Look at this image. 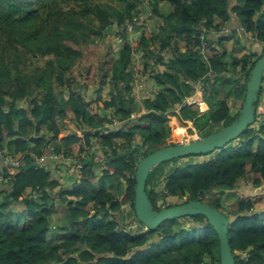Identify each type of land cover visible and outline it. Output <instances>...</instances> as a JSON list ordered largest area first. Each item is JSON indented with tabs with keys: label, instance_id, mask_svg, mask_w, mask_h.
<instances>
[{
	"label": "trees",
	"instance_id": "16d2710c",
	"mask_svg": "<svg viewBox=\"0 0 264 264\" xmlns=\"http://www.w3.org/2000/svg\"><path fill=\"white\" fill-rule=\"evenodd\" d=\"M141 1L0 0V151L11 153L21 163L14 174L5 170L7 182L3 183L7 189H0V264H61L65 260L63 264L220 261L218 235L202 215L179 218L189 223L181 222L179 227H174L177 219L167 220L155 231L140 222L141 228L133 231L128 228L132 225L126 223V217L135 216L137 163L173 144L169 141L173 133L167 123L176 114L173 110L193 94L195 85L202 84L206 91L203 95L208 113L203 114L205 118L189 119L190 107L182 108L181 112L183 120L192 121L200 130L209 127L203 131L206 134L203 137L213 133L215 125L224 128L237 118L240 110L232 112L227 99L241 98L243 103L250 71L264 55V0H243L241 4L238 0H151L153 15L161 19L158 32L146 39L141 28L133 30L140 40V46L135 48L124 31L117 56L106 47L105 55L98 57L97 47H92L94 59L87 61L91 43L104 38L114 22L122 27L126 18L138 13ZM228 25L231 28L226 32ZM234 31L240 33L238 38L233 39ZM231 39L234 47L228 51L224 43ZM244 39H254L258 46L251 52L249 46L245 47L237 56L236 48ZM203 41L208 43L206 58L201 53ZM156 49L164 56L156 53ZM144 50L148 60L156 58L148 73L157 90L139 104L129 97L131 86L126 77L134 76L132 61L136 53L142 54ZM36 57L45 58L44 67L35 68L32 74L21 68L23 60ZM85 65L86 73L73 71ZM239 65L241 69L237 70ZM144 66L147 70L148 63ZM235 73L237 78L233 77ZM82 82L87 87L93 83L100 87L108 84L112 90L111 99L105 101L98 115L91 113L90 101L74 90L73 85ZM219 83L225 87V94H220ZM54 84L61 88L57 93ZM263 101L264 79L257 107ZM137 109L139 117L131 118ZM259 114L256 112V120L260 119ZM117 115L124 122L121 128L101 129L114 123ZM200 119L201 125L197 124ZM66 122H73L75 128H64ZM171 126L179 135L180 126L176 122ZM30 127L35 128L33 134L28 132ZM263 127L258 130L249 127L241 135L243 140L240 136L234 141L236 148L230 149L232 153L223 154L221 149L209 161L170 169L166 172L165 192H155L158 180L155 177L161 164L153 168L146 193L154 208L174 206L166 201L168 197H177L179 191L189 193L187 202H205L204 197L216 185L236 190L248 173L256 186L264 184V138L256 134ZM78 130L84 140L73 134ZM115 138L119 140L117 143H113ZM257 139L260 150L253 147ZM96 144L103 152V160L97 161L94 156L81 159L80 181L71 178L69 186L60 182L63 176L57 177L41 162L40 167L27 169L43 157L48 147H52L54 154L71 158L75 153L81 155L84 146L93 149ZM183 158L164 163H177ZM101 162L105 168L97 174L95 168ZM94 181L98 185L96 192ZM120 183L125 189L121 198H117L109 187L117 188ZM221 198L211 203L227 213L228 238L236 264H264V198H242L230 214L223 210ZM16 203L23 208L15 207ZM56 203L67 206L74 224L65 225L63 232L51 241L49 218ZM26 213L31 222L16 225L14 215ZM196 227L202 230L201 234L194 231ZM95 247L104 251L98 252ZM133 250L135 255L127 258Z\"/></svg>",
	"mask_w": 264,
	"mask_h": 264
},
{
	"label": "rangeland",
	"instance_id": "374dc122",
	"mask_svg": "<svg viewBox=\"0 0 264 264\" xmlns=\"http://www.w3.org/2000/svg\"><path fill=\"white\" fill-rule=\"evenodd\" d=\"M238 2L241 4L243 3V0H238ZM119 6V5H118ZM152 7L153 4L151 2V0H142L141 4L138 6L137 10L138 13L134 14L132 16V18L134 17H142V21L140 23V28L143 30V36L148 39L151 38L154 34L155 31L158 32L160 30V26H161V19L157 18L153 15L152 13ZM68 8V7H67ZM129 21L130 18H126V21ZM125 21V22H126ZM127 21V22H128ZM124 22V23H125ZM123 23V24H124ZM97 24V23H96ZM111 29L110 31L107 30L104 38H98L96 39L93 43H91L90 47V51L89 54L86 56V60L91 61L94 59V55H92V47H97V52H98V57L99 56H104V52L106 51V47L111 48L112 50V55H116L117 56V49L119 47L120 44L123 43L124 38L122 37V34L124 32L123 30V25L122 27H119L115 22L110 26ZM228 30V29H226ZM129 33H127V40L130 41L131 45H133V47H137L138 45L140 46V40L138 39V36L133 34V32L131 31H127ZM235 34V37L238 38V36H240V33H238L237 31H234L233 35ZM253 38V37H251ZM232 40V39H231ZM230 41V40H229ZM245 41V40H244ZM249 44L247 43H242L240 44V46H237V56H240V54H242L243 50L245 47H247V45L249 46V51H253L256 50V46H258V44H256V41H254V39H249ZM208 44V43H207ZM256 44V45H255ZM150 45L153 46V44L150 42ZM234 47V43H224V48L228 51H231ZM88 48L85 49L86 52H88ZM134 48V50H135ZM155 51V48L153 46L152 48ZM95 51V52H96ZM159 50L156 49V53H159L161 56H164V54L161 52H158ZM141 52H138L135 54L134 56V60L132 61V65H131V69L134 71V76H132L131 78L129 76L126 77L127 81L129 82L130 86H131V90L129 91V97L133 98L135 102L141 104V102H143V100H145L148 97H152L154 95V92L157 90V86L155 84V82H153L152 80H149V73L148 71L151 70V67L154 68V64L156 62V58H153V61H150L147 59L146 55H147V50H144V52L142 54H139ZM29 57H31V55H29ZM109 57H111V54L109 55ZM147 62L148 66H147V70L145 69L144 63ZM45 66V58L44 57H36L34 59H31L29 61H25L23 60L22 64H21V68L29 73H34L35 68L37 67H44ZM164 68H161V70ZM241 66L239 65V67L237 68V70H240ZM87 67L82 66V68L79 67H75L74 68V72H80L86 73ZM143 72H145L143 74ZM234 78H237V73L234 74L233 76ZM202 84H197L194 86V92L193 94H195V92L197 91V89L201 92H203V94L206 95V91L203 90V88L201 87ZM220 87H222V91L220 94H225L226 89L223 86V84H220ZM74 90L80 92L86 100L90 101V108H91V113L93 115H98L101 111H103V107L105 104V101L110 100L111 99V92L112 90L110 89V86L108 84L104 85L103 87H100L98 84L93 83L91 84L89 87H87V83L82 82V83H75V85H73ZM61 88L57 87L56 84H54V91L57 93L60 91ZM90 89V90H89ZM202 94V95H203ZM263 98V97H262ZM27 100H30L27 99ZM228 103L229 105L234 109L232 110V112H237L241 109V103L242 100L241 98H234V97H229L228 99ZM205 102V101H204ZM205 107L204 110H201L198 106H192L190 107V109L188 110L189 112V119H192V117H196V118H205L202 117L205 115V113H208V105L205 102ZM7 108V106H6ZM261 110L263 111V113L261 114L258 110V113H260V119L264 118V109L261 106ZM210 111V110H209ZM140 112L138 109L136 111H133V113L131 114V118H137L139 117V113ZM204 114V115H203ZM239 114V113H238ZM207 117V116H206ZM121 116L117 115V117H115L114 123H110L105 125L103 128L101 129H105L108 127H115V128H121L123 125V121L120 119ZM176 122L178 126H180V128L178 129L179 135H177L175 133V131L173 130L171 123ZM199 123V125H201L203 123V120L200 119L199 121H197V124ZM212 120L209 121V125L212 126ZM168 128L170 129V131L173 133V137H171V139L169 140L171 143L173 144H180L183 143L185 141H192L198 138H202L204 134L205 130H207L209 127L208 126H203V128L200 130V128H198L196 125L194 126V123L192 121L189 120H183V116H182V112L180 111V114H175V116H171L168 123H167ZM75 128V125L73 122H66L65 127L66 129H70V128ZM222 127V126H221ZM221 127L219 125H215L214 127V131H217L219 129H221ZM257 127V123H255L253 126H251V128ZM223 128V127H222ZM261 128V127H260ZM264 129V127L262 128ZM29 134H33L35 132V128L34 127H30L28 129ZM76 133L74 134L75 136H77L78 138H81V140L83 139V134L81 133L80 130L75 131ZM107 134V133H106ZM260 137L264 138V130L262 131H257V133ZM182 135L183 138L180 136ZM242 137V136H241ZM240 139V138H239ZM244 137L241 138V140H243ZM95 142V139H93ZM119 140L117 138L113 139V143H117ZM62 143V142H61ZM83 143V142H82ZM6 144V142H5ZM234 141L230 142L227 146H225L224 148L219 149V150H215L214 152L208 153L207 155H202V156H189V157H185L183 159H180L177 163H163L158 167V170H161L157 176L155 178H158L157 181H155L154 184V190L155 192H165V185L166 182L168 180V177L166 175V172H168L170 169L178 167V166H184L186 164L189 163H202L205 161H209L215 157L218 156L220 150L223 151V154H227V152H231L232 150H235V146H234ZM8 147H10V144H7ZM254 149L256 150H260V142L257 139L254 144H253ZM232 149V150H230ZM48 151H49V155H48V159L53 161V164L55 165L54 167V171L56 173H58L59 176L62 177V175H66L65 178H68L69 180L74 179L76 181H80V169L83 165V163L81 162V159L83 160H87L89 158H91L92 156L95 157V159L97 161L99 160H103V152L101 151V148L98 144L95 145V147L93 149H88L87 146H84V152L81 153V155H79V153H75V155H73L71 158L70 157H65L63 154H54L52 147H48ZM11 153H8V155H10ZM52 155H63V159H54L51 156ZM31 156H35L34 153L31 154ZM4 160V157L1 156ZM42 158V157H41ZM36 159V162H41L43 164L44 162V158L43 159ZM57 164H59V167L57 166ZM101 165H97L95 168V171L97 174H99L103 168H105V165L102 164V162L100 163ZM168 164V165H167ZM5 167V161H4V166L1 167L0 169ZM9 169L8 166L5 168ZM50 171L52 172V169H50ZM252 174L248 173L245 175L244 178L241 179V181L239 182L238 188L236 190H232L229 191V189L226 188V186L224 185H216L215 188L206 194L205 198V203L211 204V202L216 201L220 196H222V206H223V210L227 211L228 214H230V212H234V210H236L237 208V203L240 201V199L242 198H248L251 197L252 199H258L259 197H263L264 198V184L260 185V186H256L252 180ZM69 180H62V183H67ZM1 182V181H0ZM69 184L72 183H68L67 185L65 184V186H69ZM95 190L94 192H96V188H98L97 183H95ZM115 186V185H114ZM109 187V189L117 196V198H121L122 193L125 189V185L123 183H120L119 187H117L119 190L117 191L116 187ZM226 192L225 195L219 194V192ZM180 198H186V200H189V196H186L182 193V191H179V195L177 197H168L167 199V203H170L172 205H177L179 203V199ZM20 206V205H18ZM17 206V207H18ZM128 205L123 206V209H125ZM67 207V206H66ZM64 205H60L58 203L55 204L54 206V210L53 213L51 215V217L49 218L50 221V231L48 233V239L49 240H55L58 237V234L61 232H63V228L65 225H69L70 224V217L67 214V208ZM22 208V206H21ZM20 209V207H19ZM224 211V212H225ZM81 214H83L81 212ZM84 215V214H83ZM225 215H227V213L225 212ZM14 221L16 223V225H20V223H24V222H31V219L27 216L26 214H15L14 215ZM109 218V217H108ZM131 220H133V218H127L126 217V223H129ZM187 223V220H182L179 221V218H177L176 221H174V227H179V225ZM28 223V224H29ZM21 224V225H22ZM27 224V223H26ZM73 221L71 222V225H73ZM133 227L135 225H132ZM202 229V228H201ZM197 234H201L202 230H199V227H196L194 230ZM191 233H193V231H191ZM83 248V246H82ZM95 250L100 252V251H104V248L102 247H95ZM240 255V254H239Z\"/></svg>",
	"mask_w": 264,
	"mask_h": 264
},
{
	"label": "water",
	"instance_id": "95a60500",
	"mask_svg": "<svg viewBox=\"0 0 264 264\" xmlns=\"http://www.w3.org/2000/svg\"><path fill=\"white\" fill-rule=\"evenodd\" d=\"M138 29L140 27L136 28V30ZM263 79L264 55L257 60L250 71L242 107L237 118L230 125L202 138L160 148L148 154L137 163L134 199L135 218L148 230L155 231L167 220L195 215L206 217L209 224L215 229L219 240L220 261L215 264H236L228 238L229 219L227 215L208 203L200 200H190L187 202L186 198H180L177 205L156 210L146 193V183L150 172L158 165L174 159L190 155L208 154L222 149L230 142L237 140L249 127L253 126L256 123V103L259 100ZM257 124V129H259L264 124V120L258 121ZM75 133L73 131V134ZM40 166V163L33 162L27 169ZM211 191L212 189L209 192ZM186 196H189L188 192H186ZM71 222L72 219H70V225ZM151 242L149 240L148 244H151Z\"/></svg>",
	"mask_w": 264,
	"mask_h": 264
},
{
	"label": "built area",
	"instance_id": "2783aa9c",
	"mask_svg": "<svg viewBox=\"0 0 264 264\" xmlns=\"http://www.w3.org/2000/svg\"><path fill=\"white\" fill-rule=\"evenodd\" d=\"M127 21L123 24V30L126 33H129L127 31L133 32V30H135L137 27H140L142 17H134V18H131L128 22ZM228 30L225 29L226 32H228ZM206 46H207L206 42L203 41L202 46H201V53L205 58H206ZM262 46L264 47V42H262ZM202 94H203V92H201V90L199 91L197 89L195 94H192L190 96H186L183 99L182 103L175 110H173V112H175L176 114H180V111L182 110V108L192 107V106H198L201 110H204V107L206 105L204 102V95H202ZM0 156H3L4 161H5V167L0 169V181L1 182H7V179L5 177V168L8 166L10 174H14L15 171L20 167L21 163H20V161L14 160V158L11 154L6 155V154H3L2 151H0ZM51 157L54 159H58V158L63 159L64 158L63 155H60V156L52 155Z\"/></svg>",
	"mask_w": 264,
	"mask_h": 264
},
{
	"label": "crops",
	"instance_id": "0c3cea01",
	"mask_svg": "<svg viewBox=\"0 0 264 264\" xmlns=\"http://www.w3.org/2000/svg\"><path fill=\"white\" fill-rule=\"evenodd\" d=\"M236 23V22H235ZM229 28H231V25H228V29ZM234 33V32H233ZM234 36V38L233 39H235L236 37H235V34L233 35ZM233 39L232 40H230V41H226V43H228V42H230V43H233ZM245 41H243V43H247V44H249V42H247L246 41V39H244ZM247 47H248V45H247ZM160 68H165V67H160ZM163 70V69H162ZM48 155H49V151H46L45 152V154L43 155V157L41 158V159H43L44 158V162H43V164L44 165H46L48 168H50V169H52V172L53 173H55L56 175H57V177H58V173H56L55 171H54V167H55V165L53 164V161H51V160H49L48 159ZM4 166V160H3V158L0 156V168L1 167H3ZM63 176V175H62ZM65 176L66 175H64L63 176V178H62V180L64 179L65 181L66 180H69L68 178H65ZM60 178H61V176H60ZM61 179H60V182H63ZM68 182H71V180H69ZM68 184V183H67ZM0 189L1 190H3V189H7V185H6V183H3V182H0ZM18 205H20V206H18ZM15 207H17V208H19V207H21L22 206V208H23V205H21V204H18V203H16L15 205H14ZM95 263L97 262L96 260L94 261Z\"/></svg>",
	"mask_w": 264,
	"mask_h": 264
},
{
	"label": "flooded vegetation",
	"instance_id": "af4514ba",
	"mask_svg": "<svg viewBox=\"0 0 264 264\" xmlns=\"http://www.w3.org/2000/svg\"><path fill=\"white\" fill-rule=\"evenodd\" d=\"M261 106H262V108L264 109V101H263V105L261 104L260 105V107H257V113H258V110H259V112L260 113H263V111L261 110ZM260 120H264V118H262V119H258V120H256V123L258 122V121H260ZM264 125V124H263ZM257 126H258V124H257ZM256 129H257V127H256ZM260 129V128H259ZM258 130V129H257ZM133 218V220H131L129 223H128V225L130 224V225H135L134 227L133 226H128V228L129 229H131V230H133V231H137L138 230V228H141V226L139 225V221L135 218V216H132L131 217V219ZM183 218V217H182ZM143 231H146V229L145 228H143ZM149 241V240H148ZM151 241H152V239H151ZM149 245V244H148ZM137 250V249H136ZM136 250H133L132 252H130L128 255H127V258H131L132 257V255H135V253H136ZM240 254V253H239Z\"/></svg>",
	"mask_w": 264,
	"mask_h": 264
}]
</instances>
